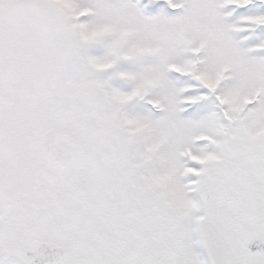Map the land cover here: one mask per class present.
Instances as JSON below:
<instances>
[{
	"label": "snow or ice",
	"instance_id": "6c2138e0",
	"mask_svg": "<svg viewBox=\"0 0 264 264\" xmlns=\"http://www.w3.org/2000/svg\"><path fill=\"white\" fill-rule=\"evenodd\" d=\"M0 264H264V0H0Z\"/></svg>",
	"mask_w": 264,
	"mask_h": 264
}]
</instances>
